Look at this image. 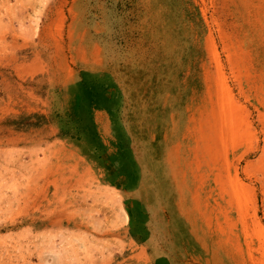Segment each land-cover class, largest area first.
<instances>
[{"label":"rangeland","instance_id":"1","mask_svg":"<svg viewBox=\"0 0 264 264\" xmlns=\"http://www.w3.org/2000/svg\"><path fill=\"white\" fill-rule=\"evenodd\" d=\"M0 264H264V0H0Z\"/></svg>","mask_w":264,"mask_h":264}]
</instances>
